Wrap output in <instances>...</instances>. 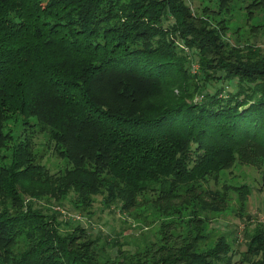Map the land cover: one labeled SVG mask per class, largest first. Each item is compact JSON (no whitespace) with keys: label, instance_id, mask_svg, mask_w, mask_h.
<instances>
[{"label":"trees","instance_id":"1","mask_svg":"<svg viewBox=\"0 0 264 264\" xmlns=\"http://www.w3.org/2000/svg\"><path fill=\"white\" fill-rule=\"evenodd\" d=\"M201 1L196 13L187 0H0V264H264L263 224L246 252L225 235L210 245L206 230L228 190L241 206L251 194L224 180L230 169H258L264 190L261 2L245 7L243 40L229 24L235 0ZM39 133L65 172L41 163ZM212 180L226 192L207 191ZM70 193L83 212L99 196L122 213L151 204L161 224L104 254L32 201L64 206Z\"/></svg>","mask_w":264,"mask_h":264},{"label":"rangeland","instance_id":"2","mask_svg":"<svg viewBox=\"0 0 264 264\" xmlns=\"http://www.w3.org/2000/svg\"><path fill=\"white\" fill-rule=\"evenodd\" d=\"M252 0H235L233 4V11L231 12L230 18L233 21L230 24L232 28L236 26H242L241 33H243V40L248 38V29L253 25L254 21L264 20V0H260L261 4L258 8L253 9V20L247 22L244 25L245 14L247 11L245 7ZM189 5L192 7L194 12L199 13L198 8L201 7V0H187ZM228 17V16H227ZM264 23V21L262 22ZM264 31L259 32V36L253 40L255 45L264 52ZM192 72L198 71L196 64L192 65ZM231 90L235 91L236 86L232 85ZM21 120L12 121L9 123L8 128L11 130L15 137L21 130ZM48 135L37 134L35 137L36 149L41 155L40 161L53 173L65 172L69 169L68 162L64 159L58 158L53 153V145L47 140ZM225 176V177H224ZM224 180L227 183L245 182L251 188V194L244 206H241L237 201L236 193L228 190L227 194V211L223 212L222 216L215 215L214 220L210 223V227L207 225L206 230L211 231V239L209 244L212 245L213 241H217L221 235H225L231 241L235 243V249L240 252H246L247 250V238L246 232L252 231L256 225H264V190L261 185V174L260 171L251 166L237 165L233 170L230 169L228 173L223 175ZM240 184V183H238ZM207 191L213 195L225 193L226 190L222 188V185L215 180L207 183ZM72 193L69 194L67 201H64V206H58L54 200L46 201L44 199H33L35 207H44L45 209H53L58 214L59 222L63 224L61 227L62 231H67L75 226L80 225L87 229L91 235L100 239V243L105 245L104 254L113 252L114 255L117 249L128 250L132 248L133 244H139L144 242V238L154 239L155 232L160 226L161 217L154 215L153 209L150 205H145L138 211H132L129 213H122L117 206L107 208L102 205V197H97L96 202L88 209L83 212L76 210L73 206L75 202L71 199ZM29 197L25 199L28 202ZM211 202L210 199H208ZM155 201V203H154ZM152 205L162 204L160 201L156 202L154 199ZM60 207V208H58ZM106 239L112 240L111 243H106ZM114 241H118L116 246H110ZM100 244V245H101ZM208 244V245H209ZM23 248V244L21 245Z\"/></svg>","mask_w":264,"mask_h":264}]
</instances>
